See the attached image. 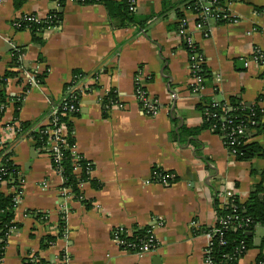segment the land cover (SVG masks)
Wrapping results in <instances>:
<instances>
[{
    "label": "crops",
    "instance_id": "obj_1",
    "mask_svg": "<svg viewBox=\"0 0 264 264\" xmlns=\"http://www.w3.org/2000/svg\"><path fill=\"white\" fill-rule=\"evenodd\" d=\"M187 2L134 0L137 19L148 17L144 27L115 29L103 4L65 1L57 8L60 23L44 29L38 45L16 23L31 14L44 19L55 10L52 0H0V137L13 121L45 124L50 107L72 85L73 70L94 85L81 93L79 114L71 118L76 154L91 162L93 179L79 184L77 197L64 192L48 153L30 140L13 143L10 159L21 176L13 221L19 226L9 232L0 264H25L29 255L50 264L64 258L70 264H206L203 229L215 223L214 198L245 201L258 183L264 186L263 158L236 160L211 129L195 136L181 131L201 125L196 106L202 98L236 96L264 106L258 101L264 93V0H222L207 19ZM183 24L186 35L179 33ZM185 36L193 53L181 46ZM194 63H205L211 77H195ZM137 77L159 105L153 115L139 108ZM109 89L121 106L106 110L100 100ZM248 140L264 148V133L253 131ZM135 226L152 229L151 253L123 252L112 242L114 229ZM263 237L258 227L255 246ZM263 253L264 247L250 248L238 264H255Z\"/></svg>",
    "mask_w": 264,
    "mask_h": 264
},
{
    "label": "trees",
    "instance_id": "obj_2",
    "mask_svg": "<svg viewBox=\"0 0 264 264\" xmlns=\"http://www.w3.org/2000/svg\"><path fill=\"white\" fill-rule=\"evenodd\" d=\"M216 1L217 4L222 2V0ZM62 3L64 2H61V4ZM84 4H103L112 22V26L115 29L134 26L143 28L145 21L148 19V17L142 21L137 19L134 12L130 11V0H87ZM186 6L196 11L195 0H188ZM181 15L182 14H179L178 17L181 18ZM47 16V18L39 21L22 22L20 25L21 27L19 26L21 29H28L31 32L32 42L35 44H43L41 32L48 27L59 24L61 21V12L58 10H53ZM185 38L181 46L188 50L189 53H193L196 50L195 45L189 46ZM15 57L17 58V54H15ZM14 75V73H7L4 77ZM193 75L204 80L211 77V72L206 64L203 63L193 70ZM71 76V84L76 82L78 78L87 77V75L80 70H73ZM2 82L3 79L1 77L0 83ZM69 85L70 84H67L65 87L67 88ZM93 86L94 85H89L88 87L92 88ZM138 87L146 91L144 85L141 83L135 84V89ZM65 96L66 94L62 98H67V96ZM4 99L5 94L3 90H1L0 102H3ZM263 100L264 93L260 94L258 97L259 102ZM117 101L118 94L116 90L109 89L103 97L104 109H111ZM60 102L57 104L58 108H60ZM196 107L202 115L201 125L195 128L184 127L181 130L182 132L190 136H195L203 129H211L214 133L222 135L225 142V131H223V126L228 128L243 126L244 134L238 137L241 143L233 145L236 150V154H234L235 159L238 161H249L255 156L264 159V148L257 142L248 140L249 134L253 131H256V133H264V125L261 122V117L264 116V112L260 105L257 103L245 105L240 98L232 96L229 97L228 100L220 102H213L210 98H202ZM59 111V114L54 117L56 118L55 123H53V117H50L49 122L46 124L39 123V120L17 122L20 128L26 132L27 136L34 141L33 146L38 151L50 154L53 167L59 171L64 180V187L69 188L71 193L77 197L79 195L80 183L84 181L93 182V179H90L86 172L87 168L91 166V162L82 157L74 160V156L70 150V147L75 145V139L72 135L73 123L71 118L77 116L79 112L73 111L62 114L61 109H59ZM35 127L36 129H34ZM55 128H64L67 133L61 138V140L65 141L67 147L64 146L62 142H58V160L55 158L56 153L50 150L48 146V133ZM244 140H246L245 143ZM0 161L1 167L3 168V171H0V180L3 179L6 181L5 186L7 188L15 187L17 192V186L21 183V176L18 171L19 167L9 158V153L3 156ZM76 166L79 167L77 172L75 171ZM163 174L168 173L163 172ZM262 177L264 180V170L262 171ZM263 192L264 186L263 181H261L250 191L245 201L239 200L238 197H232L229 204L223 206L217 198H214L213 204L216 212L215 227L218 228L219 231L212 235V244L209 253V259L212 264H238V260L248 249L253 247L262 249L264 247V237L261 243L255 246L256 225L258 224L260 227H264V198L261 196ZM15 195L16 193L14 192H4L0 185V258L4 253L10 229L19 226L13 221L17 204ZM85 206L89 208L90 204L86 202ZM31 212L34 213V211ZM41 215L42 214L38 213L37 217ZM227 216L233 217L231 225L228 224L226 227H223L222 224L219 223V220ZM240 224H242L241 227H239ZM211 227L204 228L203 231H209ZM147 231L148 227L135 226L131 234L123 233L121 237L127 242H140V240L146 239ZM45 239L47 242L55 240V238L51 236H47ZM222 241L224 243H222ZM241 245L245 247V250L240 248ZM263 259L264 253L259 256L255 264H259ZM38 264H48V262L40 259Z\"/></svg>",
    "mask_w": 264,
    "mask_h": 264
},
{
    "label": "built area",
    "instance_id": "obj_3",
    "mask_svg": "<svg viewBox=\"0 0 264 264\" xmlns=\"http://www.w3.org/2000/svg\"><path fill=\"white\" fill-rule=\"evenodd\" d=\"M65 1L84 3L87 0H52V3L54 4L55 10H57V8L61 6V2H65ZM195 1H196L195 9L198 12L199 16L201 15L203 18L205 17L207 19V18L213 17V16H215L217 10H219V8L216 7V6H218L216 0H195ZM130 11L135 12L134 0H130ZM47 17L48 16H46L45 18H47ZM223 18H227V15L224 14ZM39 20H41V18H39L38 16H36L34 14L25 15L16 24H17V26H19L22 24V22L39 21ZM179 33L182 35H186L185 29H184V24L179 29ZM185 39H186L187 44L189 46H192L191 39L189 37H186ZM257 55H258L259 59H261V60L263 59L262 54H257ZM198 67H199L198 63H194L192 66V71ZM197 78L200 79L199 77H197ZM88 79H89L88 77L78 78L76 82H73L72 85H70L66 88L67 89L66 90L67 98L61 99L60 108H58L57 104H53L50 107V109L47 113V116H46L45 124L49 122L50 117L54 118L59 114V112H60L59 109H61L62 114H67L69 112H73V111L78 110L79 98L81 96V93H83L84 90L89 89L88 86L91 85V80H88ZM34 80H35V77L34 78L32 77L31 81H34ZM139 81H140V78L137 77L135 79V83L139 84L140 83ZM140 87H138L137 89H134L135 98L138 101L140 110L147 115L155 114L159 108L157 101L155 99L148 97L146 91L142 90ZM100 101L102 102V105H103V98H101ZM260 103H264V100L261 101ZM115 106L116 107L121 106V103L119 102V100L115 103V105H113V107H115ZM4 107L5 106L3 104H0V112L4 109ZM261 109L264 112V106H261ZM55 121H56V118L53 119V123H55ZM34 129H36V127ZM223 131H225V133H224L225 146H226V148H228V150L234 156V154H236V150H235L233 145L237 144V143L238 144L241 143V141L238 139V137L240 135L244 134V127L243 126H236V127L228 128V127L223 126ZM3 132H4V135L0 137V160L7 153H9V158L11 157L13 143L20 141V140H25V139L30 140L31 142H34L30 137L27 136L26 132L20 128L19 123L17 121H13V122L7 124L4 127ZM48 134H49L48 146H49L50 150H52L54 153H56L55 158H56V160H58V158H59V156L57 155L58 150H59L58 142H62V144L67 147V145L65 144V141L61 140V138L67 134L66 129L55 128L53 130H50ZM245 142H246V140H244V143ZM70 150L74 156V160H77L79 158V156L76 154L74 146H71ZM91 168H92L91 166L87 168L86 172L88 175H90V173L92 172ZM78 170H79V167L76 166L75 171L77 172ZM0 171H3V168L1 167V161H0ZM57 172H59V171L57 170ZM159 180L162 183L167 184L168 183V176L162 174L161 177L159 178ZM0 185H1V187L5 186L6 181L3 179L0 180ZM20 187L21 186L19 184L17 186V189H18L17 192L15 190V187L9 188V189L13 190L12 192L16 193V195H15L16 203L18 202L20 195H21V188ZM65 191L67 193H70L69 188H64V192ZM231 199H232V197L229 198L224 204H221V205H223V206L228 205L229 202L231 201ZM232 218H233L232 216H227L226 218H221L219 220V223L222 224L223 227H226V225H228V224L231 225ZM241 226H242V224L239 225V227H241ZM258 227H260V226L257 224L256 229ZM11 230H14V228L10 229V231ZM218 231H219V229L215 227V223H214L213 226L211 227V230L206 232L207 237H208V246L205 249V263L206 264H212L210 259H209L210 247L212 244V235ZM123 233L131 234V232L126 230V229L117 228V229L113 230L112 236H111L112 242L117 246V248H119L123 252H128L131 254H136L138 256H142V255L151 253L156 246V239H155L154 233H153L151 228H148L146 239L140 240V242H127L126 240H124L121 237V235ZM222 243H224V242L222 241ZM240 248L242 250H245V247L243 245H241ZM1 259L2 258H0V262H1ZM39 260H40V258H38L37 256L29 255L25 259V264H38ZM60 263L61 264H70V261L67 258H64ZM48 264H50V263H48ZM259 264H264V259L261 260L259 262Z\"/></svg>",
    "mask_w": 264,
    "mask_h": 264
},
{
    "label": "water",
    "instance_id": "obj_4",
    "mask_svg": "<svg viewBox=\"0 0 264 264\" xmlns=\"http://www.w3.org/2000/svg\"><path fill=\"white\" fill-rule=\"evenodd\" d=\"M242 63H243L242 60H240V61L238 62V64H242ZM255 241L258 242V241H259V238H256Z\"/></svg>",
    "mask_w": 264,
    "mask_h": 264
}]
</instances>
